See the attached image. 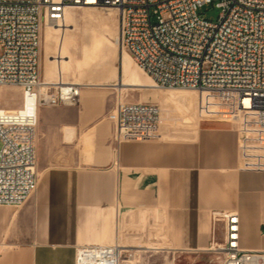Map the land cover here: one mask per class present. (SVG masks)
I'll return each mask as SVG.
<instances>
[{
	"label": "crops",
	"instance_id": "crops-1",
	"mask_svg": "<svg viewBox=\"0 0 264 264\" xmlns=\"http://www.w3.org/2000/svg\"><path fill=\"white\" fill-rule=\"evenodd\" d=\"M49 39L42 30L40 46ZM48 57L40 77L60 81L66 67L56 60L55 73ZM120 73L119 60V77L64 81L80 85L78 102L39 109L37 187L18 206L0 205V264H74L81 246H117L118 264H177L209 250L216 235L222 239L223 223L213 222L212 211L237 212L239 246L264 250V162L254 153L264 150V136L227 123L192 124L195 115L220 116L205 113L207 96L201 105L195 91L160 90L151 81L121 86ZM122 88L156 91L154 137L113 139L109 115ZM192 97L198 113L171 119L165 112Z\"/></svg>",
	"mask_w": 264,
	"mask_h": 264
},
{
	"label": "built area",
	"instance_id": "built-area-1",
	"mask_svg": "<svg viewBox=\"0 0 264 264\" xmlns=\"http://www.w3.org/2000/svg\"><path fill=\"white\" fill-rule=\"evenodd\" d=\"M206 4L219 8L215 20L198 14ZM64 6L115 9L121 49L156 87L195 91L201 105L207 96L225 111L219 115L244 117L240 132L264 136V0H0V89L10 92L4 103L0 97V205L18 206L37 187L39 109L78 102L75 82L37 83L40 23L60 21ZM6 101L17 108L7 109ZM109 117L114 140H142L156 135L160 111L153 103L119 101ZM212 220L224 227L216 244L222 264H264V250L239 246L237 212L212 211ZM122 255L117 246H81L74 264H118Z\"/></svg>",
	"mask_w": 264,
	"mask_h": 264
},
{
	"label": "rangeland",
	"instance_id": "rangeland-1",
	"mask_svg": "<svg viewBox=\"0 0 264 264\" xmlns=\"http://www.w3.org/2000/svg\"><path fill=\"white\" fill-rule=\"evenodd\" d=\"M198 14L204 18L215 20L219 14V8L214 4H206L199 8ZM64 23L66 27L61 32L60 27L51 26L49 22L41 21L40 23V38L42 30L50 37L48 43L44 47H39V63L40 75L42 72L43 55L49 56L47 65L56 73L57 56L67 55L64 61L61 59L60 65L66 70L61 78L62 81L76 80L80 82L94 83L102 82L108 79L110 73H115L119 77V57L120 50L114 43V37L118 34V20L116 11L113 9H92V8H71L66 10ZM44 24V26H43ZM59 50V51H58ZM68 71V72H67ZM74 71V72H73ZM106 86V85H105ZM15 93L16 99H19L17 88L9 89ZM10 92H6L5 88L0 89L1 102L4 103ZM117 97L122 102H147L157 105L155 102L156 91L151 88L117 89ZM9 109L16 108L17 101H6ZM158 106V105H157ZM197 100L191 98L190 102L180 101L166 105L167 111L171 115V119H180L183 115L178 113H198ZM186 111H185V110ZM205 113H224L217 107L216 102L209 101L206 105ZM180 111V112H179ZM191 115V114H190ZM195 115V114H194ZM186 116V115H185ZM220 115L201 116L195 115V124L199 119H203L207 123H227L239 129L240 125H244V117H241L239 112H235L232 119L228 120ZM234 120V121H232ZM243 135H248L242 133ZM264 145V142H260ZM261 162H264V150L255 151ZM247 161L255 162L254 157H248ZM221 242L220 236H215L212 244ZM211 244V246H212ZM215 249L204 250L189 254L185 258H180L177 264H222L223 255Z\"/></svg>",
	"mask_w": 264,
	"mask_h": 264
},
{
	"label": "bare ground",
	"instance_id": "bare-ground-1",
	"mask_svg": "<svg viewBox=\"0 0 264 264\" xmlns=\"http://www.w3.org/2000/svg\"><path fill=\"white\" fill-rule=\"evenodd\" d=\"M54 3L55 4H67V0H54ZM71 8H92V9H95L93 7H87V6L86 7L64 6V8L62 10V15H61L62 17H61L60 21H58L56 23L49 22V24L51 26H55L57 28L60 27L59 29L62 32L64 30V27H66V25L64 23L66 10L71 9ZM108 9H112V8H108ZM113 10H115V9H113ZM116 14H117V11H116ZM43 26H44V24H43ZM114 43H115V45H117L119 47V50L121 52L119 59H120V63H121L122 73H120V74H122V80H121L119 85H121V86H124V85H140L144 81H146V82L151 81V83H152L151 86H153L157 89H160V90L192 91L189 89H182V88H158V87H156V85L153 83V81L143 73V70L137 64L134 63L131 55L127 51L121 49L118 34L114 37ZM66 58H68L67 55H64V56L58 55L57 56L58 60L63 59V61H64ZM140 78H142V80ZM37 83L39 85H46V84H52L55 82L42 81V79L40 77V70H37ZM58 83H60V81H58ZM64 83L74 84V82H64ZM16 108H12V109H16ZM7 109H9V108H7ZM12 109H9V110H12ZM214 246H216L215 243L209 247V250L215 249Z\"/></svg>",
	"mask_w": 264,
	"mask_h": 264
}]
</instances>
